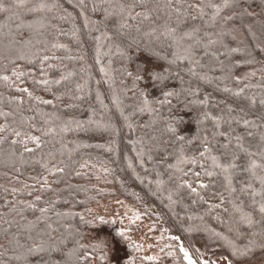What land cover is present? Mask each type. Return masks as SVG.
<instances>
[{"label": "trees", "instance_id": "obj_1", "mask_svg": "<svg viewBox=\"0 0 264 264\" xmlns=\"http://www.w3.org/2000/svg\"><path fill=\"white\" fill-rule=\"evenodd\" d=\"M2 2L0 264H115L96 176L175 264L264 258V0Z\"/></svg>", "mask_w": 264, "mask_h": 264}, {"label": "rangeland", "instance_id": "obj_2", "mask_svg": "<svg viewBox=\"0 0 264 264\" xmlns=\"http://www.w3.org/2000/svg\"><path fill=\"white\" fill-rule=\"evenodd\" d=\"M91 186L106 193L104 199L89 209L91 221L111 226L124 243L113 236L111 229L88 233L86 243L99 244L115 264H175L177 249L184 253V259L190 258L175 237L169 236L128 201L111 195L114 189L106 187V181L102 178L96 176ZM196 250L201 264H228L222 254L208 250L202 243L196 244ZM261 259L264 258H256L246 264H259Z\"/></svg>", "mask_w": 264, "mask_h": 264}, {"label": "snow or ice", "instance_id": "obj_3", "mask_svg": "<svg viewBox=\"0 0 264 264\" xmlns=\"http://www.w3.org/2000/svg\"><path fill=\"white\" fill-rule=\"evenodd\" d=\"M20 6H22V5H20ZM7 10H8V8L5 7V5L3 4L2 0H0V11H7ZM261 211H264V209H261ZM120 235H123V234L121 233ZM261 247H262V249H264V245H262ZM251 251H252L251 248H249L247 250V252H251ZM247 252L245 253V255H247ZM185 256H187V253H185ZM189 264H193V262L191 260H189ZM259 264H264V259H261L259 261Z\"/></svg>", "mask_w": 264, "mask_h": 264}, {"label": "water", "instance_id": "obj_4", "mask_svg": "<svg viewBox=\"0 0 264 264\" xmlns=\"http://www.w3.org/2000/svg\"><path fill=\"white\" fill-rule=\"evenodd\" d=\"M189 260H190V259L187 260V263H188V264H189ZM193 264H195V263L193 262Z\"/></svg>", "mask_w": 264, "mask_h": 264}]
</instances>
